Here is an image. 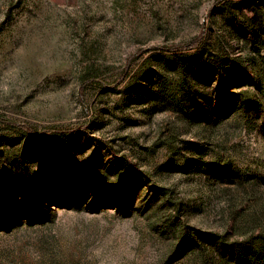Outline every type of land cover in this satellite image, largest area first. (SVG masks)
<instances>
[{"label":"rangeland","instance_id":"obj_1","mask_svg":"<svg viewBox=\"0 0 264 264\" xmlns=\"http://www.w3.org/2000/svg\"><path fill=\"white\" fill-rule=\"evenodd\" d=\"M251 7L0 0V264H235L175 253L193 230L264 235V44L238 23ZM202 31L186 58L164 51ZM207 54L248 77L222 81ZM228 89L259 105L233 110Z\"/></svg>","mask_w":264,"mask_h":264},{"label":"trees","instance_id":"obj_2","mask_svg":"<svg viewBox=\"0 0 264 264\" xmlns=\"http://www.w3.org/2000/svg\"><path fill=\"white\" fill-rule=\"evenodd\" d=\"M252 7V16H247L241 14V19L238 20L239 25L246 31L249 35V43L252 47V50L258 54L259 45L264 44V0H251ZM204 39V32L202 31L197 37L192 39L189 43L184 46L173 47L165 49L164 51L173 54V55H183L186 58V51L198 48ZM201 64L204 68H208L211 71H214L216 75L222 81L235 82V79L238 77L246 78L248 77L247 73L243 72L238 66L236 61H230L225 58H222L218 54H207L205 58H201ZM261 63L264 66V57H261ZM257 89H260L258 82H255ZM248 92L235 93L232 90H227L228 99L231 100L233 110H245L248 111L253 106L259 105L258 102L254 101ZM221 101V98H218ZM13 126V125H12ZM15 127V126H13ZM25 136L32 140L45 139L48 140L53 134L57 135H71L74 134V131H48L47 137L42 133H38L32 127L23 126L19 128ZM189 163L187 162L185 166L187 167ZM204 166H200L202 169ZM131 171V168H130ZM219 172L221 170H218ZM78 188L83 187V183L77 184ZM91 188V184H87ZM99 191V192H98ZM118 187H108L103 186L100 189H97V193L102 195H109L112 193H117ZM94 194V198L98 199L100 196ZM101 198V197H100ZM105 205H112L110 198H101ZM124 197H117L114 200V203L119 207H122V201ZM37 203V201H35ZM189 247H196L200 250L209 249L218 255L220 258L225 259L229 256L235 264H246V263H257L260 264L264 258V235H259L252 239L239 241H230L228 237L223 235H218L210 232H201L193 230L190 233L189 241L183 243L176 250L175 255L179 256L182 254V251H185Z\"/></svg>","mask_w":264,"mask_h":264}]
</instances>
